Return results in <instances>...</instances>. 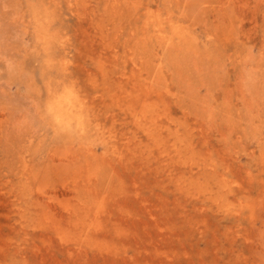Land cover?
Segmentation results:
<instances>
[{"label": "rangeland", "instance_id": "rangeland-1", "mask_svg": "<svg viewBox=\"0 0 264 264\" xmlns=\"http://www.w3.org/2000/svg\"><path fill=\"white\" fill-rule=\"evenodd\" d=\"M0 264H264V0H0Z\"/></svg>", "mask_w": 264, "mask_h": 264}]
</instances>
